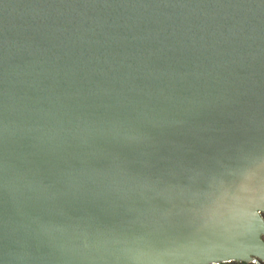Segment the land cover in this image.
I'll use <instances>...</instances> for the list:
<instances>
[{
  "label": "water",
  "instance_id": "obj_1",
  "mask_svg": "<svg viewBox=\"0 0 264 264\" xmlns=\"http://www.w3.org/2000/svg\"><path fill=\"white\" fill-rule=\"evenodd\" d=\"M262 213L264 0H0V264L264 259Z\"/></svg>",
  "mask_w": 264,
  "mask_h": 264
},
{
  "label": "snow or ice",
  "instance_id": "obj_2",
  "mask_svg": "<svg viewBox=\"0 0 264 264\" xmlns=\"http://www.w3.org/2000/svg\"><path fill=\"white\" fill-rule=\"evenodd\" d=\"M226 205L219 199L215 201L214 207L210 210L209 217L212 222L223 224L226 213L224 211Z\"/></svg>",
  "mask_w": 264,
  "mask_h": 264
},
{
  "label": "flooded vegetation",
  "instance_id": "obj_3",
  "mask_svg": "<svg viewBox=\"0 0 264 264\" xmlns=\"http://www.w3.org/2000/svg\"><path fill=\"white\" fill-rule=\"evenodd\" d=\"M261 218L264 222V213L261 214ZM261 240L264 243V235L261 236ZM213 264H264V259H261L258 256H252L247 262L244 261H226V262H217Z\"/></svg>",
  "mask_w": 264,
  "mask_h": 264
}]
</instances>
